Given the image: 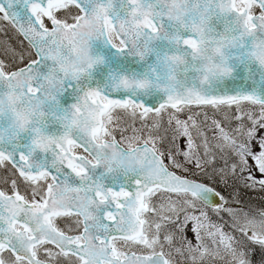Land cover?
Segmentation results:
<instances>
[{
    "label": "snow or ice",
    "instance_id": "1",
    "mask_svg": "<svg viewBox=\"0 0 264 264\" xmlns=\"http://www.w3.org/2000/svg\"><path fill=\"white\" fill-rule=\"evenodd\" d=\"M0 264H264V0H0Z\"/></svg>",
    "mask_w": 264,
    "mask_h": 264
},
{
    "label": "trees",
    "instance_id": "2",
    "mask_svg": "<svg viewBox=\"0 0 264 264\" xmlns=\"http://www.w3.org/2000/svg\"><path fill=\"white\" fill-rule=\"evenodd\" d=\"M249 195H251L252 197H256L258 194L257 193H250Z\"/></svg>",
    "mask_w": 264,
    "mask_h": 264
}]
</instances>
